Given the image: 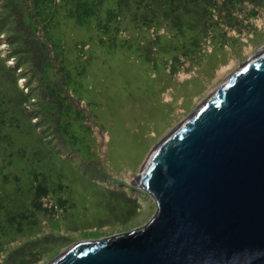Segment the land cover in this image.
Wrapping results in <instances>:
<instances>
[{
    "label": "trees",
    "instance_id": "obj_1",
    "mask_svg": "<svg viewBox=\"0 0 264 264\" xmlns=\"http://www.w3.org/2000/svg\"><path fill=\"white\" fill-rule=\"evenodd\" d=\"M263 14L264 0H0V264H38L76 241L69 233L82 226L71 210L81 195L71 183L101 188L91 195L94 204L105 198L107 214L94 219L101 227L127 226L139 209L134 187L106 184L93 127L104 130L75 94L81 72L59 37L63 27L147 37L146 59L162 60L169 48L162 62L171 73L201 62L214 43L258 35Z\"/></svg>",
    "mask_w": 264,
    "mask_h": 264
},
{
    "label": "water",
    "instance_id": "obj_2",
    "mask_svg": "<svg viewBox=\"0 0 264 264\" xmlns=\"http://www.w3.org/2000/svg\"><path fill=\"white\" fill-rule=\"evenodd\" d=\"M131 183L156 204L146 224L49 264H264V46L155 145Z\"/></svg>",
    "mask_w": 264,
    "mask_h": 264
},
{
    "label": "rangeland",
    "instance_id": "obj_3",
    "mask_svg": "<svg viewBox=\"0 0 264 264\" xmlns=\"http://www.w3.org/2000/svg\"><path fill=\"white\" fill-rule=\"evenodd\" d=\"M254 23L260 31L258 35L250 39L251 33H242L240 41L222 46L219 45L221 41L214 43L207 47L200 63L185 61L184 70L171 73L162 62L170 59L172 52L169 48L162 60V53L155 56L157 59L154 57L153 62L146 59L140 46L145 44L147 37L139 38L136 34L125 38L129 36L128 32L101 33L92 25L81 29L63 27V34L60 33L59 37L70 49L75 59L74 67L81 72L73 79L75 94L89 104L90 112L104 130L100 133L93 127L96 144L101 148L99 151L106 152L105 168L111 175L106 184L111 189L116 187L115 183L124 185L126 190L134 187L129 192L137 196L139 209L127 226L101 227L94 219L98 218L103 208L104 215L107 214L105 198H100L96 202L99 206H95L94 202L99 197L91 196L94 192L100 193L101 188L97 184L96 187L91 183L76 187L71 183V190H77L81 195V200L74 199L71 219L82 227H77L79 230L76 233H69L76 238L75 242L54 255L43 257L40 264H49L76 243L127 232L151 219L156 210L154 200L131 182L136 181L155 145L204 102L235 69L264 46V14ZM19 84L22 85V80ZM90 196L92 204L87 201ZM83 199L86 204H82ZM119 207L115 212L111 209V213L120 216L122 210ZM107 218L114 220L111 216ZM85 228L88 229L81 230ZM64 233L65 230H62L60 234Z\"/></svg>",
    "mask_w": 264,
    "mask_h": 264
},
{
    "label": "bare ground",
    "instance_id": "obj_4",
    "mask_svg": "<svg viewBox=\"0 0 264 264\" xmlns=\"http://www.w3.org/2000/svg\"><path fill=\"white\" fill-rule=\"evenodd\" d=\"M243 64H241V66H242ZM239 68V67H238Z\"/></svg>",
    "mask_w": 264,
    "mask_h": 264
}]
</instances>
